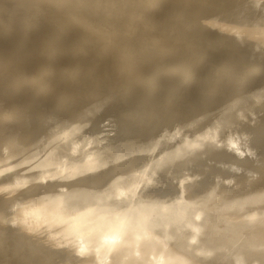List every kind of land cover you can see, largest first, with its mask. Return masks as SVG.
Instances as JSON below:
<instances>
[{
    "label": "bare ground",
    "instance_id": "bare-ground-1",
    "mask_svg": "<svg viewBox=\"0 0 264 264\" xmlns=\"http://www.w3.org/2000/svg\"><path fill=\"white\" fill-rule=\"evenodd\" d=\"M0 264H264V0H0Z\"/></svg>",
    "mask_w": 264,
    "mask_h": 264
}]
</instances>
